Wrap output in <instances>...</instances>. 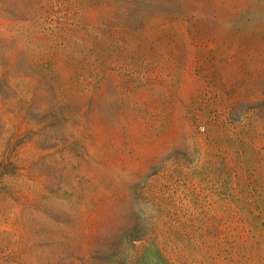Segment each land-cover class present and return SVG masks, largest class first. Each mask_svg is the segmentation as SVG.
<instances>
[{
    "label": "rangeland",
    "instance_id": "rangeland-1",
    "mask_svg": "<svg viewBox=\"0 0 264 264\" xmlns=\"http://www.w3.org/2000/svg\"><path fill=\"white\" fill-rule=\"evenodd\" d=\"M0 264H264V0H0Z\"/></svg>",
    "mask_w": 264,
    "mask_h": 264
}]
</instances>
